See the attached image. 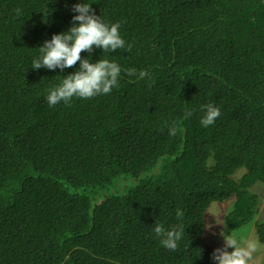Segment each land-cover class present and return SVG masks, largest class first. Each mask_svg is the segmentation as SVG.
I'll use <instances>...</instances> for the list:
<instances>
[{
    "label": "trees",
    "instance_id": "obj_1",
    "mask_svg": "<svg viewBox=\"0 0 264 264\" xmlns=\"http://www.w3.org/2000/svg\"><path fill=\"white\" fill-rule=\"evenodd\" d=\"M79 2L0 0V264H216L206 211L229 199L227 228L264 243V0H84L120 25L124 49L81 54L117 63L118 85L50 107L79 63L32 62ZM209 103L221 115L203 127ZM155 224L182 225L176 250Z\"/></svg>",
    "mask_w": 264,
    "mask_h": 264
},
{
    "label": "clouds",
    "instance_id": "obj_2",
    "mask_svg": "<svg viewBox=\"0 0 264 264\" xmlns=\"http://www.w3.org/2000/svg\"><path fill=\"white\" fill-rule=\"evenodd\" d=\"M72 11L77 14L72 17L71 27L66 32L53 34L50 40H45L39 47L38 58L32 62L31 68L35 70L58 68L61 71L79 63L78 70L63 76L59 85L49 89L46 101L50 107L61 102L70 105L74 97L91 99L98 95L109 94L118 85V78L121 74V68L115 62L99 59L93 63L89 58H82L81 55L83 52L91 54L94 47L101 49L102 52H115L118 49H124L126 44L120 35L119 23H105L101 20L100 15L94 12L92 4L86 3L84 0L74 4ZM130 48L131 46L128 45L129 51ZM125 71L127 75L137 76L138 79L148 76L147 71L140 70L137 74V69L132 67ZM202 110L204 115L201 117L200 123L203 127L214 124L221 115L220 109L212 103L202 106ZM191 115V111H186L184 118L187 119ZM168 131L170 136L177 135L178 125L176 123L168 125ZM176 214L178 219L183 217V212L179 209ZM153 230L160 238L161 244L169 250L178 248V241L182 239L185 231L182 225L166 230L161 224H155ZM221 235L224 237L225 244L212 253V259L216 264H246L249 254L240 248L235 239L230 238L231 234L225 235L222 232ZM229 247L233 251L229 252Z\"/></svg>",
    "mask_w": 264,
    "mask_h": 264
},
{
    "label": "rangeland",
    "instance_id": "obj_3",
    "mask_svg": "<svg viewBox=\"0 0 264 264\" xmlns=\"http://www.w3.org/2000/svg\"><path fill=\"white\" fill-rule=\"evenodd\" d=\"M245 172V168H241L235 174L239 178ZM250 191L259 195L260 213L257 216L259 221H264V182H258L250 188ZM101 196H96V201ZM233 199L223 202H213L206 211V232L204 235V243L214 249L222 248L225 244L224 237L221 235H230L231 239H235L240 248L246 251L249 256L246 264H264V243L260 242L253 225H245L238 230H229L226 226L225 216L231 210ZM231 252L233 249L228 248Z\"/></svg>",
    "mask_w": 264,
    "mask_h": 264
}]
</instances>
